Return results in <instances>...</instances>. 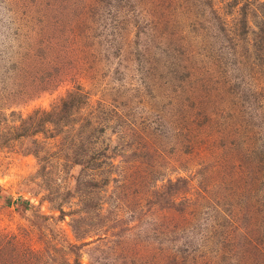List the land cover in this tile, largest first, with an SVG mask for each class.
I'll use <instances>...</instances> for the list:
<instances>
[{
  "label": "rangeland",
  "instance_id": "374dc122",
  "mask_svg": "<svg viewBox=\"0 0 264 264\" xmlns=\"http://www.w3.org/2000/svg\"><path fill=\"white\" fill-rule=\"evenodd\" d=\"M133 6L0 0V264H264V0Z\"/></svg>",
  "mask_w": 264,
  "mask_h": 264
},
{
  "label": "trees",
  "instance_id": "16d2710c",
  "mask_svg": "<svg viewBox=\"0 0 264 264\" xmlns=\"http://www.w3.org/2000/svg\"><path fill=\"white\" fill-rule=\"evenodd\" d=\"M135 1L136 0H115V4H116V2H117V8H116V13L114 14V16H115V19L118 17H120L123 13H124V11H126L125 9L127 8V6H131L132 7V10H135L133 7V4L135 3ZM195 1V3H196V0H194ZM199 4H202V7H201V10L203 11L202 13H203V19H199L200 21H206L205 20V18H207L208 17V14H207V10H208V7L205 5V3H203V1H201V2H199ZM247 16H248V14L246 13L245 15H244V20L242 21V24H241V31H240V36H242V37H246L247 35H248V30H249V27H247ZM208 19H210L211 20V18L209 17ZM209 24V26H210V24H211V27H213L214 26V24H212L211 22L210 23H208ZM206 25H204V23L203 22H200V24L199 25H197V28H200V27H205ZM258 30H259V33H257L256 34V39H263L264 38V27H260V28H258ZM225 33H224V36L225 37H223V41L226 43H229L230 42V38H231V36H230V34H227L226 35V31H224ZM157 37H158V35L157 34H151V42L153 43V44H156V48L157 49H159V47H160V45H159V43L157 44L156 43V39H157ZM210 40V39H209ZM264 47L262 46V49H263ZM160 50V49H159ZM161 51V50H160ZM175 51H177V52H179L178 50H175ZM171 52L172 51H170L169 49H165V50H163V51H161V53L165 56L166 55V57H167V59L169 60L168 61V63L171 65V62H174L172 65H175L177 62H178V59H173V58H171L172 57V55H171ZM176 66V65H175ZM78 101L76 100V98L74 97V95L73 94H69V96H68V98H65V99H63V101H62V103H61V105H59V107H61V108H57V109H62V111H63V114L61 115V116H59V115H57V116H59V117H56V119H55V122H57V123H60L61 121H62V118L63 117H68V114L73 110V109H75V108H79L78 107ZM43 122H50V119H48V120H45V121H40V122H38L37 124L39 125L40 123H43ZM35 130V129H34ZM86 138V137H85ZM178 182H181L180 180L178 181ZM177 182V183H178ZM172 184H174V183H171V185ZM0 197H2V195H1V189H0Z\"/></svg>",
  "mask_w": 264,
  "mask_h": 264
}]
</instances>
